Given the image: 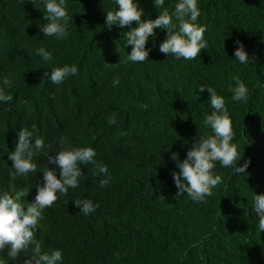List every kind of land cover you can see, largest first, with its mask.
<instances>
[{
    "label": "trees",
    "instance_id": "1",
    "mask_svg": "<svg viewBox=\"0 0 264 264\" xmlns=\"http://www.w3.org/2000/svg\"><path fill=\"white\" fill-rule=\"evenodd\" d=\"M178 2L165 0L157 9L154 0H136L145 21L165 9L172 13ZM35 3L41 9L31 0H0V90L13 98L0 101V196L22 190L20 202H34L47 167L60 177L48 157L61 150L91 147L96 163L108 168L94 175V165H80L78 187L67 196L57 193L43 210L34 230L41 253L60 250L58 264H264V233L253 203L255 194L264 195V0H198L196 23L205 28L207 48L194 60L167 56L159 50L167 30L158 28L143 62L128 59L134 46L124 33L136 22L106 26V12L118 10L115 0H66L69 35L62 40L44 36V3ZM237 42L249 63L236 60ZM65 65L78 73L61 84L44 75ZM236 76L249 90L247 102L232 99ZM5 77L11 85L3 84ZM201 86L225 99L231 143L241 157L237 167L250 164L236 174L216 162L213 171L222 182L212 196L194 202L187 193L177 197L172 174L180 169L172 155L183 161L200 136L213 134L203 124L214 109ZM21 129L32 132L33 144L36 138L45 143L34 152L36 172L26 175L17 174L9 159ZM77 199L99 207L85 216ZM34 246L15 260L6 246L0 264H24Z\"/></svg>",
    "mask_w": 264,
    "mask_h": 264
},
{
    "label": "clouds",
    "instance_id": "2",
    "mask_svg": "<svg viewBox=\"0 0 264 264\" xmlns=\"http://www.w3.org/2000/svg\"><path fill=\"white\" fill-rule=\"evenodd\" d=\"M32 3L40 8L31 0ZM118 10L107 11L106 26L118 24L121 27L137 23L130 31L124 33L127 45L134 46L128 59L132 62H143L149 57V50L146 44L149 37L155 35L156 29L167 30V38L160 45V52L172 55L177 60H194L203 49L207 48V41L204 39L205 28L199 26L196 21L200 16L198 0H179L174 6V11L170 13L167 9L160 12L157 19L142 20L143 9L139 7L136 0H115ZM44 20L48 23L41 27L44 36H55L57 40L66 38L69 33L67 24L70 17L66 11V0H43ZM157 9L161 8L165 0H154ZM41 9V8H40ZM175 20V22H174ZM61 21L63 23H61ZM239 47L234 55L241 64L250 62L248 53L244 50L241 42H237ZM37 54L45 61L51 62V53L44 48H38ZM255 58V57H253ZM78 69L75 65L55 67L48 75L53 84H61L65 78L76 75ZM235 86L230 87L232 99L234 101L247 102L249 90L238 76L232 77ZM12 81L4 78L5 86L11 85ZM119 84V78L113 80V85ZM207 88L210 92V105L214 111L209 115L205 114L203 124L210 128L212 135L200 136L187 152V158L179 160V154L173 153L172 159L177 161L180 169L174 172L173 178L178 189L177 197L187 193L194 202H203L206 197L213 195V189L221 182L220 175L214 174L216 162L222 167L234 168L236 174L246 172L250 161L243 166L237 167V162L241 159L237 145L231 143L234 137L232 121L229 118L228 109L225 107V99L217 92L206 86L199 88L203 92ZM11 95H6L0 90V101L10 102ZM146 107V105H145ZM108 123L116 124L115 116L110 117ZM195 123V122H194ZM35 127V126H33ZM33 141V134L28 129H21L18 132V142L15 150L9 155L13 162L12 168L19 175H26L29 172H36L37 165L33 163L34 152L45 149L42 138ZM96 153L91 147H81L75 149H65L58 151L55 157H48L50 163L57 165L60 169L58 178L55 171L48 167L44 172V184L38 186L35 201L28 203L25 207L20 201L25 196L24 191H18L15 196L8 193L0 196V250L7 246L8 256L15 260L19 253L26 251L30 245H35L31 258L24 261V264H58L62 259V252L54 250L51 253H41V245L34 239V230L37 229L39 221L42 219L43 210L51 207L58 199L57 193L67 196L70 188H77L79 177L83 174L80 165H94L92 169L94 175H104L108 173L105 165L97 164L94 157ZM109 179H102L100 187H106ZM76 207L85 216L94 212L99 205H94L90 200H74ZM254 212L258 217V231L264 233V195L253 196Z\"/></svg>",
    "mask_w": 264,
    "mask_h": 264
}]
</instances>
